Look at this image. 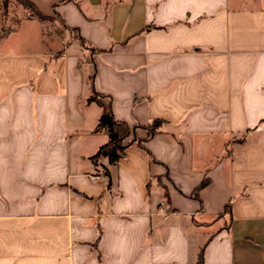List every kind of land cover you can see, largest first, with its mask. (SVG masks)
<instances>
[{"label": "crops", "instance_id": "1", "mask_svg": "<svg viewBox=\"0 0 264 264\" xmlns=\"http://www.w3.org/2000/svg\"><path fill=\"white\" fill-rule=\"evenodd\" d=\"M27 1L61 29L24 49L0 28V264H197L206 243L205 264H264V0ZM91 75L117 119L165 120L114 164L91 159Z\"/></svg>", "mask_w": 264, "mask_h": 264}, {"label": "trees", "instance_id": "2", "mask_svg": "<svg viewBox=\"0 0 264 264\" xmlns=\"http://www.w3.org/2000/svg\"><path fill=\"white\" fill-rule=\"evenodd\" d=\"M27 6L34 8V5L27 1V0H22ZM37 11V10H36ZM38 17L42 19H47L48 17L37 12ZM74 32H76L75 38H78L83 46L88 49L92 54L95 53H100L104 52L105 50L99 49L96 47H92L90 43L79 34V29L77 28H72ZM91 84L93 87V95L90 97V101H97L99 105L103 107V112L102 115L99 119V123L97 125V129H106L109 133V141L102 145L97 153L91 157L92 161L96 164H100V160L107 157L109 159L110 164L117 163L124 155L127 147L135 142L137 140V137L135 136L134 132L135 129L139 127H144L145 129L148 130V138H151L158 132L162 130V126L165 122L164 119L162 118H157L153 120L149 125L143 126V125H138L135 127H132L127 121L125 120H120L115 117V114L113 112L111 104H104L101 100L100 97L103 95L99 92L96 91L95 88V75H91ZM103 174L106 176L108 183L110 184L111 181V171L109 167L104 166L103 167ZM210 179L209 177L205 178L198 187L194 190L192 193V196L194 197H199V191L201 188L209 184ZM164 187V186H163ZM165 189V187H164ZM164 196L167 199V190L165 189ZM218 218H225L229 217V220H226L225 223V228H229L231 225V220H232V205L231 203L227 204L223 210L222 213H220ZM212 238V235L210 239ZM207 244V243H206ZM206 244L201 248L198 258H197V264H205V258H204V252H205V246Z\"/></svg>", "mask_w": 264, "mask_h": 264}, {"label": "rangeland", "instance_id": "3", "mask_svg": "<svg viewBox=\"0 0 264 264\" xmlns=\"http://www.w3.org/2000/svg\"><path fill=\"white\" fill-rule=\"evenodd\" d=\"M37 16V11L27 6L22 0H0V28L6 32L3 39L5 46L7 48L22 47L28 49L41 45L45 48L46 41L50 45L49 33L52 32L53 34V32H56L55 30L59 33L61 27L58 22L51 21L52 19L42 21L40 23L43 34L40 35L39 31L34 28L35 24L33 22L23 21ZM16 28H18L16 33L11 34L10 32ZM72 37L75 39L74 35ZM55 40L59 43L58 39Z\"/></svg>", "mask_w": 264, "mask_h": 264}, {"label": "built area", "instance_id": "4", "mask_svg": "<svg viewBox=\"0 0 264 264\" xmlns=\"http://www.w3.org/2000/svg\"><path fill=\"white\" fill-rule=\"evenodd\" d=\"M93 180H105L106 176L105 175H93L91 176Z\"/></svg>", "mask_w": 264, "mask_h": 264}]
</instances>
